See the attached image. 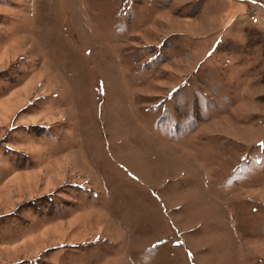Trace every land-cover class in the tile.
<instances>
[{"label": "rangeland", "instance_id": "obj_1", "mask_svg": "<svg viewBox=\"0 0 264 264\" xmlns=\"http://www.w3.org/2000/svg\"><path fill=\"white\" fill-rule=\"evenodd\" d=\"M0 264H264V0H0Z\"/></svg>", "mask_w": 264, "mask_h": 264}, {"label": "built area", "instance_id": "obj_2", "mask_svg": "<svg viewBox=\"0 0 264 264\" xmlns=\"http://www.w3.org/2000/svg\"><path fill=\"white\" fill-rule=\"evenodd\" d=\"M255 17H253V19H254ZM256 20V19H255Z\"/></svg>", "mask_w": 264, "mask_h": 264}]
</instances>
